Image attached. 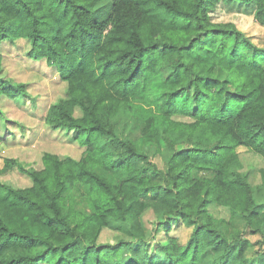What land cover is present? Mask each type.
I'll return each instance as SVG.
<instances>
[{
    "label": "trees",
    "instance_id": "obj_1",
    "mask_svg": "<svg viewBox=\"0 0 264 264\" xmlns=\"http://www.w3.org/2000/svg\"><path fill=\"white\" fill-rule=\"evenodd\" d=\"M218 1L252 5L264 28V0H0V42L23 41L64 84L39 120L84 147L43 151L36 168L2 156L0 264H264V48L211 19ZM3 58L0 99L35 104ZM165 70L150 109L145 93ZM124 112L141 116L133 140L115 128ZM241 150L263 164L244 168ZM13 168L30 184L4 181ZM177 223L191 227L185 242L170 234ZM105 229L117 239L101 240Z\"/></svg>",
    "mask_w": 264,
    "mask_h": 264
},
{
    "label": "rangeland",
    "instance_id": "obj_2",
    "mask_svg": "<svg viewBox=\"0 0 264 264\" xmlns=\"http://www.w3.org/2000/svg\"><path fill=\"white\" fill-rule=\"evenodd\" d=\"M110 11V2H105L97 6L96 17L105 18ZM210 17L216 22H233L237 29L242 31L249 39L259 47L264 48V28L259 25L253 17V6L237 5L235 3H227L218 1L215 6L209 10ZM0 50L3 53V73L12 77L16 81L29 82L27 90L29 94L36 99L35 104H31L28 99L24 102H15L7 98L0 99V108L5 113L4 119L0 118V129H4V122L10 128L7 145L1 150L0 166L2 165V156H12L18 158L25 168L40 167V157L43 151H51L64 156L67 154L78 157L84 148L79 145L76 140H70L68 135H60L59 132L50 131L39 120V115L45 110L47 105L64 94V84L61 82L54 71L47 67L45 60L35 61L26 57L24 53L23 41L0 42ZM46 71V72H45ZM167 71L161 72L160 75L154 77L148 90L147 96L151 97L150 109H154L153 103L155 92H162L167 86L164 83V76ZM152 91L150 94L149 92ZM147 106V104L145 105ZM115 119V128L122 137L135 138L138 132L141 116L130 117L129 113L124 112ZM134 117V118H133ZM1 129V130H2ZM133 140V139H132ZM141 149H144L151 156L153 149L146 143H136ZM240 158L244 168H258L263 161L257 155L241 150ZM102 171L113 181L121 178L122 174L119 170L109 167L102 168ZM1 178L10 182L15 186H26L30 184L29 177L22 171L13 168ZM257 177H253L252 181H256ZM74 205L78 209L88 210L84 201L79 197L75 198ZM217 216H227L226 208H212ZM145 221L150 226L153 220L151 211H147L144 215ZM231 225H222L221 228L230 231ZM191 232V227L183 224H174L170 234L177 236L180 242H185ZM157 236L163 237V231H159ZM257 235H250L252 240L257 239ZM116 235L109 230H103L101 240L115 241Z\"/></svg>",
    "mask_w": 264,
    "mask_h": 264
}]
</instances>
